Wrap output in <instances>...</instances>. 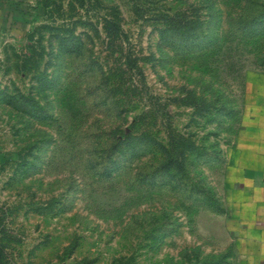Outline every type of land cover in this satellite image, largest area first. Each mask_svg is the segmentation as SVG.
I'll use <instances>...</instances> for the list:
<instances>
[{
    "label": "rangeland",
    "instance_id": "obj_1",
    "mask_svg": "<svg viewBox=\"0 0 264 264\" xmlns=\"http://www.w3.org/2000/svg\"><path fill=\"white\" fill-rule=\"evenodd\" d=\"M30 1L24 33L0 30V237L11 263L229 264L226 201L264 183V0ZM168 10L201 26L164 30ZM116 16L128 38L109 42ZM143 109L156 111L143 139L112 152L115 130ZM168 125L198 145L184 170L162 167Z\"/></svg>",
    "mask_w": 264,
    "mask_h": 264
},
{
    "label": "trees",
    "instance_id": "obj_2",
    "mask_svg": "<svg viewBox=\"0 0 264 264\" xmlns=\"http://www.w3.org/2000/svg\"><path fill=\"white\" fill-rule=\"evenodd\" d=\"M161 20L165 24L164 30L172 31L175 34L185 35L192 33L201 26V18L198 14L193 17H188L187 12L185 11H166L161 13ZM109 42L118 41L124 35L127 37L122 24L119 22L118 16L114 19L109 20L108 27ZM125 33V34H124ZM128 38V37H127ZM124 51V47L122 49ZM127 53V52H126ZM127 62L131 63L133 57L129 53ZM126 55V56H127ZM134 67L132 70L135 74H140L143 76V70L140 64L137 61V57L134 58V62L131 63L130 68ZM139 81V80H138ZM136 81V82H138ZM137 86H132L135 91L140 90L138 83ZM110 91L113 92V88H110ZM189 104L198 107L201 111L204 110L208 105L203 99H198L196 97H191L189 99ZM156 112L154 109L146 110L143 109L141 112L134 115L133 120L129 124V129L125 130L124 128L118 127L117 130L113 133V139L110 145L112 152L117 150L123 144H130L134 139H143V136H138V132L144 128L149 120V116L154 115ZM168 141L166 144L159 142L162 146L165 153V157L162 163V167L166 169L176 168L178 170H184L186 168V161L188 153L194 151L198 148V145L189 135L185 133L178 132L172 125H168L167 129ZM150 142H158L157 139L150 138L147 139ZM0 226H1V217H0ZM0 264H12L10 257L8 255L6 244L2 237H0ZM113 264H138L134 261L133 256H121L115 259Z\"/></svg>",
    "mask_w": 264,
    "mask_h": 264
},
{
    "label": "crops",
    "instance_id": "obj_3",
    "mask_svg": "<svg viewBox=\"0 0 264 264\" xmlns=\"http://www.w3.org/2000/svg\"><path fill=\"white\" fill-rule=\"evenodd\" d=\"M30 0H0V30L15 35L24 33L31 24ZM31 17V18H30ZM241 167L240 170H244ZM259 182V181H258ZM254 183V182H253ZM262 186L248 184L247 190H238L233 199L226 201L233 218V241L229 264H264V183ZM234 187V186H232ZM252 191H255L252 193Z\"/></svg>",
    "mask_w": 264,
    "mask_h": 264
}]
</instances>
